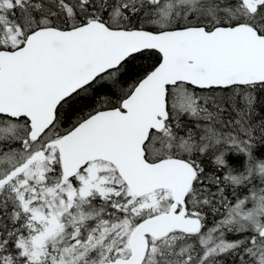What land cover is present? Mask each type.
<instances>
[{
	"label": "snow or ice",
	"instance_id": "obj_1",
	"mask_svg": "<svg viewBox=\"0 0 264 264\" xmlns=\"http://www.w3.org/2000/svg\"><path fill=\"white\" fill-rule=\"evenodd\" d=\"M0 264H264V0H0Z\"/></svg>",
	"mask_w": 264,
	"mask_h": 264
}]
</instances>
